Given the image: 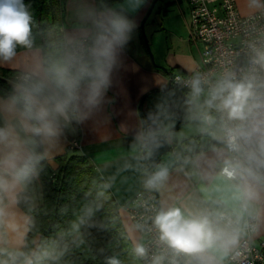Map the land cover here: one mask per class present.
Here are the masks:
<instances>
[{
	"label": "crops",
	"instance_id": "obj_1",
	"mask_svg": "<svg viewBox=\"0 0 264 264\" xmlns=\"http://www.w3.org/2000/svg\"><path fill=\"white\" fill-rule=\"evenodd\" d=\"M235 1L237 9L242 14L256 11L264 4V0ZM165 2L171 4L165 9L170 10L168 14L171 18L180 17V13H184V9L180 7L181 0H161L157 6L158 11L165 8ZM147 7L148 5L143 7L134 16H127L132 22V30L127 41L116 50L110 83L101 103L88 114L87 118L79 122L73 121L55 142L41 145L43 158L52 167H56L57 162L54 158L60 154L71 153L73 149L68 148V143L71 139L78 141L75 149L87 155L100 172L118 204L124 229L129 238L135 240L137 244L142 243V238L128 216L126 205L138 190L146 187L141 179L142 122L138 112L140 100L143 98V109L155 114L162 130L171 141L169 130L177 126L181 120L174 135L175 143H184L186 139L200 136L206 130L202 115L207 109L205 96H195L193 90L188 91L189 96H179L178 102L175 99L167 101L168 97L166 99L165 96H158L163 100L162 106L167 107L164 108L166 111L154 103V96L149 95L165 91L169 87V77L152 63L139 30ZM186 8L188 11L187 5ZM112 11L105 0H65L64 24L61 29L64 41L82 36L92 38L96 32L95 18ZM145 25L146 21L144 32ZM147 40L149 41L148 37ZM196 47L198 50V46ZM158 55L165 62V67L172 65L182 72L191 71L199 62V52L198 56L185 53L176 57L171 53L161 54V51H158ZM0 67L17 69L21 75L37 68L44 69L42 50L38 47L18 50L11 61L0 60ZM14 87L17 90L18 84ZM8 98L0 96V104L6 102ZM2 123L3 116L0 115V124ZM253 128H258V131L252 133L256 144L264 146V103L261 105V113L250 120V131ZM216 129L219 128L214 127L203 133L209 138L207 148L192 154L187 147H183V161L168 169L167 179L156 189L158 206L159 209L176 206L191 212H205L222 228L228 224L220 220L218 214L226 211L236 218L240 216L243 225L245 219L250 216L243 210L244 200L237 191V186L243 185L244 181H230L218 171V165L227 159L228 154L223 146L222 132L212 135ZM37 178L34 171L29 179L32 205L40 201L39 191L36 189ZM254 187L259 198L254 202L258 215L254 218L255 230L251 234V239L258 245L261 239H264V183L256 184ZM25 188L26 182L20 183L11 192L0 197V207L3 208V214H0V247L17 255L23 248L24 236L28 229L29 216L17 203L18 193ZM245 234L244 229L238 243L229 253L239 245ZM229 253L222 255L217 252L214 255L219 264H229ZM27 260L25 257L19 264H26Z\"/></svg>",
	"mask_w": 264,
	"mask_h": 264
},
{
	"label": "clouds",
	"instance_id": "obj_2",
	"mask_svg": "<svg viewBox=\"0 0 264 264\" xmlns=\"http://www.w3.org/2000/svg\"><path fill=\"white\" fill-rule=\"evenodd\" d=\"M142 0H126L135 10ZM32 15L24 0H0V60L11 61L17 46H33ZM96 32L89 42H83L65 52L57 61L44 69H35L19 77L17 92L0 104V197L11 192L16 185L28 181L36 165L43 158L38 148L55 142L73 120L79 122L102 101L110 83L115 64L116 50L128 39L132 22L121 12L112 11L94 20ZM258 63L264 64V54ZM193 93L202 92L200 80L195 79ZM254 85L251 80L221 81L210 93L209 107L223 113L228 147L239 150L241 133L227 127V122L245 121L259 107L254 102ZM258 131L253 128L251 133ZM248 167L231 160L224 161L222 175L228 180L244 181L237 186L244 200L243 210L256 218L254 202L259 194L254 185L264 183V146L260 153L248 154ZM168 170L161 167L146 181L149 189L159 188L167 179ZM0 214L3 208L0 207ZM83 222V221H81ZM158 231V240L174 254L193 257L197 264H219L214 253L227 255L238 243L247 222L241 217L222 228L205 212H191L181 207L161 208L152 218ZM78 227V225H77ZM141 228V225H137ZM134 253L144 257L147 249L136 244ZM162 257L153 258L152 264H161ZM107 264H120L110 258Z\"/></svg>",
	"mask_w": 264,
	"mask_h": 264
},
{
	"label": "trees",
	"instance_id": "obj_3",
	"mask_svg": "<svg viewBox=\"0 0 264 264\" xmlns=\"http://www.w3.org/2000/svg\"><path fill=\"white\" fill-rule=\"evenodd\" d=\"M115 1L118 0H105V3L110 7ZM24 2L33 18L32 48L42 50L45 68L63 55L61 29L65 0ZM21 49L25 48L17 46L16 51ZM20 76L17 69L0 67V96L14 95ZM180 122L169 130L174 143ZM38 151L41 153V146ZM54 160L56 167L44 158L36 165L35 173L40 181V201L36 205L31 204L29 180L17 195L18 205L29 216L17 264L25 257L26 264H107L110 258L130 264V256L139 261L122 225L118 204L90 158L74 148ZM141 168V179L146 186L150 175L143 154Z\"/></svg>",
	"mask_w": 264,
	"mask_h": 264
},
{
	"label": "built area",
	"instance_id": "obj_4",
	"mask_svg": "<svg viewBox=\"0 0 264 264\" xmlns=\"http://www.w3.org/2000/svg\"><path fill=\"white\" fill-rule=\"evenodd\" d=\"M188 6L189 40L198 46L199 62L191 71L170 74V85L186 91L193 90L195 79L200 80L206 104L211 91L223 80H251L254 85L255 100L259 105L245 121L227 122V127L241 133L239 150L233 151L227 144L225 118L215 107H209L202 118L205 131L218 127L222 132L223 146L228 154L226 160H231L248 167V154L260 153L258 146L250 133V120L261 113L264 103V64L258 63L264 54V4L261 8L242 14L235 0H186ZM89 36L78 37L64 41L63 54L76 45L89 42ZM78 146L76 139H71L68 148ZM224 160V161H226ZM224 161L218 165L222 174ZM259 173L264 175V168ZM128 216L142 238L143 246L147 249L144 257H139L140 264H152L153 258L162 257L161 264H197L193 257L184 254L176 255L158 240V231L152 225V218L159 211L155 192L147 187L141 188L134 194L126 205ZM220 220L227 224L235 222L236 217L226 211L218 214ZM248 224L245 236L239 245L229 253V264H264V239L258 245L254 244L251 234L255 230V219L247 217ZM141 225V228H137ZM0 264H17V253L0 247Z\"/></svg>",
	"mask_w": 264,
	"mask_h": 264
},
{
	"label": "water",
	"instance_id": "obj_5",
	"mask_svg": "<svg viewBox=\"0 0 264 264\" xmlns=\"http://www.w3.org/2000/svg\"><path fill=\"white\" fill-rule=\"evenodd\" d=\"M156 2L157 0H142L140 6L135 10H132L128 7L126 0L115 1L110 6V9L113 11H123L129 16H134L143 7L148 5L146 12L141 19L140 30L143 36L146 50L152 61L153 55L144 32V23L152 13ZM154 65L162 69L168 75V86H170V73L167 68L156 63ZM142 104L143 98L140 100L138 105V112L142 122L141 154H143L146 159V166L150 176L157 172L161 167L168 170L174 167L177 163L182 162L184 159V154L182 151L184 146L187 147L192 154L198 152L200 149L207 148L209 144V138L203 133L200 136H193L186 139L184 143H174L173 141L169 140L166 132L162 130V126L158 123L155 114L144 110ZM154 192L157 201L156 189H154Z\"/></svg>",
	"mask_w": 264,
	"mask_h": 264
},
{
	"label": "rangeland",
	"instance_id": "obj_6",
	"mask_svg": "<svg viewBox=\"0 0 264 264\" xmlns=\"http://www.w3.org/2000/svg\"><path fill=\"white\" fill-rule=\"evenodd\" d=\"M161 0H157V3L152 11V13L149 15V17L146 20L145 25V32L149 39L148 44L150 47V50L153 55V64H160L165 65V62L159 58L158 51H161V54L164 52L171 53L172 56H182L185 53L194 54L195 56H198V50L196 47V44H194L192 41L189 40V30L187 25L188 20V11L186 8V1L181 0L180 7L181 9H184V13H180V17L175 18L168 14L170 13V10H165L168 8V6L171 4L169 2H165V8L162 11H158L157 6ZM167 1V0H163ZM173 5V4H172ZM179 10V6L176 3L175 4ZM169 11V12H168ZM172 13V12H171ZM146 37V38H147ZM159 61H162L161 63ZM169 73H177L179 72L178 69L175 66H166ZM189 92L186 90H183L181 88L175 87L170 85L165 91H159L150 93V96H154V103L158 105L161 109L167 108L165 106H162L163 100L160 99L158 96H165L167 101H180L179 96H189ZM204 92L202 91L199 95L195 96H203ZM185 104V102L183 101ZM165 111L167 109H164ZM221 131L219 129L214 130L212 135H217ZM70 149V148H69ZM72 150V149H70ZM40 181L37 178V184L36 189L39 191V197H40ZM37 191V193H38ZM122 222V220H121ZM123 225V223H122ZM124 227V225H123ZM126 231V230H125ZM127 233V232H126ZM129 236V235H128ZM131 245L134 249L135 245L137 244L135 240L130 239ZM130 264H140L139 261H137L134 257L130 256Z\"/></svg>",
	"mask_w": 264,
	"mask_h": 264
}]
</instances>
